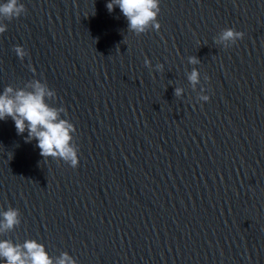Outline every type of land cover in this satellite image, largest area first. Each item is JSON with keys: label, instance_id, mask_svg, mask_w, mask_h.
I'll return each instance as SVG.
<instances>
[{"label": "water", "instance_id": "95a60500", "mask_svg": "<svg viewBox=\"0 0 264 264\" xmlns=\"http://www.w3.org/2000/svg\"><path fill=\"white\" fill-rule=\"evenodd\" d=\"M18 2L0 94L52 91L79 163L0 120V221L20 218L0 240L35 239L53 264H264V0H160L139 35L108 0Z\"/></svg>", "mask_w": 264, "mask_h": 264}, {"label": "clouds", "instance_id": "9594fccd", "mask_svg": "<svg viewBox=\"0 0 264 264\" xmlns=\"http://www.w3.org/2000/svg\"><path fill=\"white\" fill-rule=\"evenodd\" d=\"M160 0H108L106 7L112 12L116 6L128 21V29L139 35L149 28L158 30L160 23L157 19L160 11ZM26 12L25 5L18 0H4L0 3V20H11ZM7 25L0 23V34L4 33ZM244 33L234 28L225 29L220 39L223 41H235L243 38ZM16 54L23 58L25 50L21 45H15ZM190 62L197 63L196 57H190ZM145 65L150 62L146 58ZM162 67V65L160 66ZM195 85L199 80V72L193 69L188 77ZM181 88H176L175 95L180 96ZM45 95L52 96V91L39 81L32 85L31 89L20 88L14 90L10 85L6 86L0 94V120L11 117L15 123L17 134L27 131L26 142L37 141L40 155L43 158L53 157L70 163L72 167L78 166L79 157L76 149L71 145V131L75 125L66 119L59 117L60 109L49 106L45 102ZM209 100V96L202 97ZM0 221V230L12 229L20 223L19 209L10 207ZM0 264H53L52 258L45 250V246L35 239L25 240L17 244L11 240H0ZM55 264H77L67 252L58 258Z\"/></svg>", "mask_w": 264, "mask_h": 264}]
</instances>
